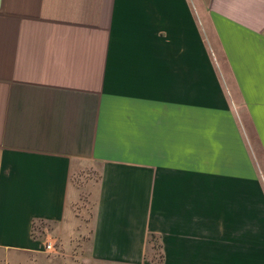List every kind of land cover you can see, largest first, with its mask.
I'll return each instance as SVG.
<instances>
[{"label": "crops", "instance_id": "obj_1", "mask_svg": "<svg viewBox=\"0 0 264 264\" xmlns=\"http://www.w3.org/2000/svg\"><path fill=\"white\" fill-rule=\"evenodd\" d=\"M247 131L264 159V0H0V260L71 264L33 225L74 231L96 168L85 264H152L155 234L161 264H264Z\"/></svg>", "mask_w": 264, "mask_h": 264}, {"label": "rangeland", "instance_id": "obj_2", "mask_svg": "<svg viewBox=\"0 0 264 264\" xmlns=\"http://www.w3.org/2000/svg\"><path fill=\"white\" fill-rule=\"evenodd\" d=\"M215 71L217 76L221 75L222 77L229 78L228 69L220 68ZM228 95L229 98L232 99L236 106L238 107L239 119L242 124L247 127L249 124L248 115L242 109V104L239 96L235 92L233 85L229 82ZM238 117V116H237ZM247 136L250 138V133L246 132ZM170 140V136L168 137ZM179 139V137H178ZM184 139V138H183ZM182 139V140H183ZM169 148L168 150H171ZM251 149L256 157L258 164L257 168L264 176V159L262 158L261 151L258 147L256 141H251ZM187 149H184V153L186 155ZM187 171V169H186ZM73 183H75L80 189V202L77 204L75 208V214L78 217V224L76 225L74 231L72 228H66L63 231L62 238L58 240L57 244V254H46L44 251V241L47 236L51 235L55 238L57 235V227L53 225H36L35 229L32 232V238L36 242L41 244V250L44 252L45 256L48 259H52L59 256H65V254L75 255L76 258L72 260V262H68L71 264H85V262L81 261L80 257L83 254H87L89 252L90 246V235H91V220L93 207L95 204L94 201V193L97 192V183L99 181V173L96 168L85 169L81 173L73 176ZM54 235V236H53ZM146 258L152 264H161L163 261V255L161 252V237L159 235H149L148 243L146 247ZM67 263V262H66ZM0 264H18L15 260L13 261H2L0 260ZM23 264V263H22ZM28 264V263H26ZM90 264V262H89Z\"/></svg>", "mask_w": 264, "mask_h": 264}, {"label": "built area", "instance_id": "obj_3", "mask_svg": "<svg viewBox=\"0 0 264 264\" xmlns=\"http://www.w3.org/2000/svg\"><path fill=\"white\" fill-rule=\"evenodd\" d=\"M57 244H58V239L52 237L51 235L47 236L43 247H44V251L47 254H57Z\"/></svg>", "mask_w": 264, "mask_h": 264}, {"label": "trees", "instance_id": "obj_4", "mask_svg": "<svg viewBox=\"0 0 264 264\" xmlns=\"http://www.w3.org/2000/svg\"><path fill=\"white\" fill-rule=\"evenodd\" d=\"M35 226H36V225H33V230L35 229Z\"/></svg>", "mask_w": 264, "mask_h": 264}]
</instances>
